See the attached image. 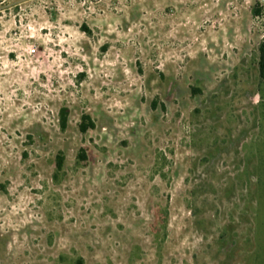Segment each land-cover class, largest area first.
Segmentation results:
<instances>
[{"label":"rangeland","instance_id":"374dc122","mask_svg":"<svg viewBox=\"0 0 264 264\" xmlns=\"http://www.w3.org/2000/svg\"><path fill=\"white\" fill-rule=\"evenodd\" d=\"M263 38L264 0H0V264H264Z\"/></svg>","mask_w":264,"mask_h":264},{"label":"trees","instance_id":"16d2710c","mask_svg":"<svg viewBox=\"0 0 264 264\" xmlns=\"http://www.w3.org/2000/svg\"><path fill=\"white\" fill-rule=\"evenodd\" d=\"M257 12H259V11H257ZM83 28H84L85 31L91 32L90 28L87 25H84ZM259 51H260L259 71H260L261 78L264 79V38H263V41L261 42ZM68 118H69V109L68 108H63L62 109V125H63L64 128L67 126ZM94 126H95V124L92 121L91 117L89 115H85L84 116V121L81 124L82 131L86 132L90 127H94ZM80 156L85 159L86 158L85 151H82ZM64 162H65V155L64 154H60L58 156V160H57L58 169H62L63 168ZM79 264H84L83 260H80Z\"/></svg>","mask_w":264,"mask_h":264}]
</instances>
